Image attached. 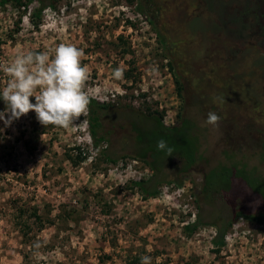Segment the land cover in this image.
I'll return each mask as SVG.
<instances>
[{"label":"rangeland","instance_id":"obj_1","mask_svg":"<svg viewBox=\"0 0 264 264\" xmlns=\"http://www.w3.org/2000/svg\"><path fill=\"white\" fill-rule=\"evenodd\" d=\"M248 3L59 0L39 28L29 14L18 27L19 11L10 5L0 10V89L9 78L3 66L18 54L51 59L59 45H73L87 67L83 90L112 105L105 130L114 131L131 107L170 126L184 119L178 138L188 144L187 159L175 157L154 174L124 157L135 149L132 141L93 146L88 106L67 128L43 125L34 112L22 116L0 133V264H128L142 256L152 264H264V224L241 218L228 227L220 253L213 245L217 229L235 216L234 202L249 215L264 210L261 199L253 204L264 196V49L213 30L231 19L228 28L238 30L237 10ZM117 67L121 80L112 75ZM209 112L220 117L216 125L206 123ZM131 133L119 127L114 137ZM75 147L87 154L80 164ZM188 158L195 159L190 169ZM156 174L157 198L129 189ZM206 177L216 186L205 190ZM16 206L36 209L42 228L26 215L24 237ZM198 220L203 226L186 236L184 227Z\"/></svg>","mask_w":264,"mask_h":264},{"label":"trees","instance_id":"obj_2","mask_svg":"<svg viewBox=\"0 0 264 264\" xmlns=\"http://www.w3.org/2000/svg\"><path fill=\"white\" fill-rule=\"evenodd\" d=\"M58 1L59 0H0V10L7 8V6L10 5L14 9H17L19 11L20 17L17 23L18 27L21 25L23 16H27L29 14L28 19L30 23L33 25L34 28H39L43 21L44 12L47 9H54ZM137 8L139 12H141V14L146 15L141 6ZM148 21L150 24H154L155 22L150 18H148ZM218 30H222V29L219 28ZM15 32L19 33V31H15ZM12 37L13 35L11 36V38ZM169 65L170 68L173 70V64L169 63ZM175 77H176V84L178 86V93L181 95V92L183 91V86L179 82L178 77L176 75ZM88 107H89V115H90L88 123L90 127L91 137L94 140L93 146L95 148H98L101 144L104 143L107 146L108 145L112 146V141L114 139L123 140V141L129 140V142L132 141L135 144V149L132 151L130 155L124 157L126 158L128 156H132L133 158L140 159L141 161L149 165V167L152 169L154 174L155 172L162 171L161 167L164 166L166 162L172 160L175 157L187 159L186 152L184 151V149L186 148V146H188V144L186 140L182 141L181 139L178 138L179 134H181V131L185 132V129L183 127L185 126V124H183L184 119L180 124L170 126L164 123L161 116L145 117L137 110L132 109L131 107H127L125 121L122 120L123 121L122 123L117 122L114 128L118 129L120 127L122 130L125 128H129V130L132 132L131 133L132 135L124 134L120 138H115L114 135H116V129L114 131H108L105 130V127L103 126L105 113L106 111H109L112 108V105L102 101H95L90 99V103ZM4 108H5L4 102L0 101V110H3ZM145 122L146 124L144 125L143 123ZM161 139L167 142L168 147L172 149L171 153L157 149V143ZM73 150L78 152L76 157L73 159L76 162V164H80L81 162L87 159V154L83 152L80 147H75ZM182 155L185 157H183ZM106 159L109 160V162H113V163L117 162V160L111 159L108 156H106ZM194 160L195 159L191 160V158L190 159L188 158V161L190 162L188 164L189 169L195 164ZM188 161L185 162L187 163ZM156 176L157 174L148 181L136 180L131 183L129 189H131L132 191L138 190L144 196V198H150V199L157 198L159 195V190L157 186L161 181L156 180ZM167 184H176L178 188H181V186L183 185L182 182H173V181H169ZM230 184H231L230 186L233 185L232 179L230 181ZM215 186L216 185L214 184V182H212L211 180L208 181V177H206L205 190L206 189L209 190ZM260 199L264 201V196L255 197V201L253 204L257 205V201ZM236 203L237 202H234L233 204L235 205L234 218L230 220L226 226L221 228L219 227L217 229L216 236L213 239V245L215 246L216 253H220L221 250H223V248L225 247L226 244L225 238L228 227L232 226L237 220L243 218L251 223H255L258 225L264 224V210L259 214L257 213V210H255L254 213L258 215L255 214L249 215L244 213L242 210H240V206L236 205ZM257 208L259 207L257 206ZM15 209L17 210L16 217L18 218V220L20 219L18 224L19 226H21V232L24 237L29 236V229H30L28 220L24 221V217H26V215H28V218L34 219L35 224L40 225L41 228L44 225L43 218L38 214V211L36 209L28 208V207L26 208L17 207V206L15 207ZM201 226L203 225L201 221L198 220L184 227V233L186 236L191 237L199 230ZM210 226H214V225L211 224ZM106 258L109 260L111 259V257L109 256H106ZM140 260L141 258H135L134 260L128 262V264H140ZM100 263L106 264L103 258L100 259Z\"/></svg>","mask_w":264,"mask_h":264},{"label":"clouds","instance_id":"obj_3","mask_svg":"<svg viewBox=\"0 0 264 264\" xmlns=\"http://www.w3.org/2000/svg\"><path fill=\"white\" fill-rule=\"evenodd\" d=\"M82 56L81 49L62 44L55 49L54 58L50 59L46 52L21 53L3 66L9 78L0 89V101L5 104L0 110V122L4 124L0 133L29 112H34L43 125L72 126L90 103V97L83 90L87 67L81 63ZM112 75L121 80L123 71L117 67ZM219 119L215 112H209L206 123L216 125ZM157 149L172 151L163 139L158 141ZM140 264H152V258L142 256Z\"/></svg>","mask_w":264,"mask_h":264},{"label":"flooded vegetation","instance_id":"obj_4","mask_svg":"<svg viewBox=\"0 0 264 264\" xmlns=\"http://www.w3.org/2000/svg\"><path fill=\"white\" fill-rule=\"evenodd\" d=\"M248 1L249 3L248 6L245 7V10H237L236 14L241 15L240 20H238L240 22V28L238 30L228 28V24L233 23L232 19L227 23L225 21L223 26L215 24L213 30L217 31L220 28L229 33V35H236V37L238 36L240 39L246 38L247 41H245V43L264 49V0ZM224 9H226V14H229L228 11L231 7L227 4ZM245 19L247 20L246 22H244ZM234 23L236 24V21H234ZM245 47H249V45H245Z\"/></svg>","mask_w":264,"mask_h":264}]
</instances>
